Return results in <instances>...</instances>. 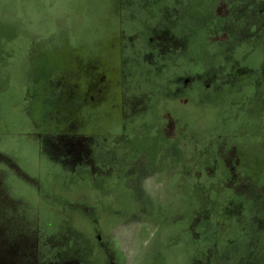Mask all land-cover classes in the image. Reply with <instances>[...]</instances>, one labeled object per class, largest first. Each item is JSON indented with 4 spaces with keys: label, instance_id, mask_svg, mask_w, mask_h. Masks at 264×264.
<instances>
[{
    "label": "rangeland",
    "instance_id": "obj_1",
    "mask_svg": "<svg viewBox=\"0 0 264 264\" xmlns=\"http://www.w3.org/2000/svg\"><path fill=\"white\" fill-rule=\"evenodd\" d=\"M114 263L264 264V0H0V264Z\"/></svg>",
    "mask_w": 264,
    "mask_h": 264
},
{
    "label": "flooded vegetation",
    "instance_id": "obj_2",
    "mask_svg": "<svg viewBox=\"0 0 264 264\" xmlns=\"http://www.w3.org/2000/svg\"><path fill=\"white\" fill-rule=\"evenodd\" d=\"M230 12H232L231 14H233L234 13V10L233 9H231L230 8ZM150 40H151V42H153L155 39L153 38V37H151L150 38ZM194 84V82H192L191 80H187V82H185V86L186 87H191L192 85ZM184 86V87H185ZM206 88H210V85L208 84L207 86H206ZM99 238V240H101L102 241V239L100 238V236L98 237ZM13 241V240H12ZM8 244L7 245H9V242L8 241H6ZM104 242V241H103ZM101 243V242H100ZM103 244V243H102ZM103 246L106 248L107 246H105L104 244H103ZM75 259L73 258V261H74ZM70 260H69V258H68V260H67V262L68 263H71V262H69ZM115 264V263H114Z\"/></svg>",
    "mask_w": 264,
    "mask_h": 264
}]
</instances>
